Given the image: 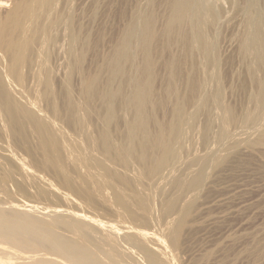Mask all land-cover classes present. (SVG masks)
Masks as SVG:
<instances>
[{
  "label": "bare ground",
  "instance_id": "obj_1",
  "mask_svg": "<svg viewBox=\"0 0 264 264\" xmlns=\"http://www.w3.org/2000/svg\"><path fill=\"white\" fill-rule=\"evenodd\" d=\"M111 17H114V20L117 19L115 22L118 23L119 29L108 50L102 52L100 47L104 45L107 37L105 26L106 28L109 24L113 26L112 23H107ZM92 25H96L95 34L90 32L91 28L89 30ZM221 41L235 43L236 57L233 54L229 55L230 53L222 56L223 54L220 53ZM88 56H92V60L94 59L91 69L87 68ZM235 58L245 66V80L239 79L241 82L235 86V91L246 93V101L249 104V106L245 105L246 108L241 110L240 114H236V109L234 112L233 107L230 104L227 105L228 102L225 103L221 98L224 79L228 77L226 75L231 74L229 72L232 71ZM62 59L65 62L62 61L63 65L60 63V66L62 65L65 72L63 80H60L62 82L60 84L61 95L59 96L63 101L62 106L65 112L60 116L58 107L61 104L58 105L60 97L54 87V82L57 81H54L53 78L58 64L55 65V62H60ZM60 66L58 65V67ZM63 68L60 69L63 70ZM157 70L160 72L163 70L164 74L161 78L157 75ZM25 73H28L33 79V85L29 86L30 88L26 84L27 74ZM240 76L242 77V75ZM75 77L80 82L78 96L81 102L79 105L73 99L72 80ZM209 83L213 85L211 90L207 89ZM29 85L31 84L29 83ZM11 87L16 92L12 93ZM25 90L35 93L38 101L43 102L45 108L51 112L54 118H60L63 125L74 132L75 136L78 134L83 138L82 144H85L88 150L85 158L83 156L85 153L82 158L79 157L81 155L79 154L78 159L75 158L77 154L71 159L69 156L63 155L66 150L64 147L70 142L65 141L66 145L65 142L63 143L62 131L57 137L53 136L55 134L53 131V135L49 134L52 133H48L49 121L41 119L34 110L26 107L25 104L28 101L21 104L16 99L15 93L20 94ZM29 92L27 95L31 96ZM3 116L5 117L4 121L2 120ZM215 121L224 128L235 125H242L243 128V125L245 128L246 125L251 126L250 128L248 126L247 131L253 130L254 132L251 131V133L256 136L254 139L252 137L253 140L249 139L245 143L246 146L250 149L264 148V0H0V133L3 138L5 139L7 135V138L11 140L14 134L22 135L24 125L29 124L28 127L31 125V128L33 127L37 133L34 136H39L36 141L39 143V151L45 155L46 163L49 165L47 166L52 169L51 173L54 172V176L56 175L60 180L61 186L70 189L68 177L69 174L71 176V173H66L68 177L62 176V172V175L59 174V171L62 170L59 164L62 165L60 162L67 159L64 157H68L70 161L75 158V162H71L74 172L79 171L81 167L77 169L78 166L83 164L84 167L97 173L91 176H82L89 183L87 186L83 181L88 187L85 191L83 190V199L90 201L92 205V202L97 199L95 198L97 192L104 194L101 191L102 188H106L107 191L110 189L112 203H109L114 204L115 207L119 206L120 216L125 217L124 219L132 225L136 213L140 212L141 215L152 218L153 201L151 198L153 196L150 194V198L145 191L155 185L156 198L158 197L157 205L162 210V213L156 217L165 224L166 240L173 249L178 244L179 234L184 231L183 228L188 218L190 215L193 216L191 213L195 212H191L193 205H191V201L189 202V197L193 196L192 193L199 187L197 185L205 178L206 164L209 165L213 160L207 157L199 159L198 153L196 155L199 158L196 155V157L190 155L189 152L201 149L200 144L203 145V148L206 146L210 139L209 133L213 132L211 126L212 124L214 126ZM95 125L98 129L96 128L97 131H95L96 136H93L91 128L96 127ZM31 128L30 130L33 131ZM29 132L31 131L28 130ZM192 133H196L194 136L198 134L196 137L201 139V142L199 141V144L197 142L199 139L192 137L194 144L191 145L196 146L197 144L196 148L199 147V149H194L195 147L191 146L192 150L188 148V151L190 150L188 152L187 145L184 144L186 143L185 137ZM226 133L228 135V132ZM249 135L247 133L246 136ZM64 136L66 137V135ZM14 137L13 140H15ZM225 137L227 136L222 138ZM15 138L18 141L17 137ZM22 138L24 137L22 136ZM22 138L19 136V140ZM77 139L80 140V137L78 136ZM242 139L245 138L240 140ZM191 140L187 142L190 144ZM240 140L238 139V141ZM16 141L14 145H16ZM28 142L26 143L30 145L31 141ZM242 142L245 141L242 140ZM26 143L24 144L26 145ZM71 143L72 150L75 147L73 148V142ZM62 144H64L63 147ZM35 147L31 145L28 150ZM77 149L81 150L80 147ZM195 151H193L194 154ZM70 152L72 153V151ZM73 154L74 151L71 155ZM33 159L32 157L30 161L34 162ZM36 159L35 161H37ZM227 159L228 156L220 159L217 157V161L214 160V167H212L213 164L211 165L213 171L219 165L222 166L226 161H229ZM41 160H39L40 163ZM10 161L12 162V159ZM180 161L187 168L200 164L197 170H193L195 172L192 171V175L189 173L191 178L189 175L190 179L187 178L188 181L185 183H182V180L180 182L176 177V172L180 173L179 170L183 167L181 164L182 167H178ZM13 167L12 165L11 168ZM62 167L66 168L64 165ZM20 168L24 170V167ZM28 168L31 170V166ZM39 168L37 166V169ZM44 168L46 169V166ZM133 168H135V173L130 176L131 174L128 173ZM86 170L88 171V169ZM86 170V174H89ZM31 171L28 172L31 173ZM27 173L25 172L26 175ZM4 176L8 181L11 179L9 171L8 175ZM12 180L14 181L15 178ZM54 181L56 182V180ZM200 185L202 184L200 183ZM116 186H120L121 190L123 188L125 194ZM171 188L175 192L170 191L174 193L173 195L169 193L172 195L170 197L168 191ZM70 190L79 197L78 192L74 191L75 189ZM168 196L169 198H167ZM103 198H105L104 195ZM130 198L134 202L136 201L137 208H132L134 203L131 205ZM177 198L183 199L184 202L180 205ZM191 199H194V196ZM104 200L107 201V199ZM90 202L88 203L90 204ZM9 207L8 209L0 207V245L8 250L7 256H12L6 257V254L4 255L2 252L5 249L0 247L2 250L0 253L2 252L1 255H4V257H0V264H18L12 262L15 260L11 261L12 258H17V251L25 256L22 258L19 256L18 259L29 261L31 264H121L122 262L123 264H164L153 259L155 253L152 246L154 247L158 242H154L155 240L151 236L139 238L138 245H140L137 248L142 250L143 257L141 261H136L120 252L121 246L125 243V237L120 238L112 225H103L96 220L94 222L93 218H91L93 222L87 221L88 219H84L86 218L83 217L84 215L75 214L70 212L71 210L66 212V216L57 211L52 213L53 216L46 213L45 215L51 220L49 218L50 221L48 219L47 221L44 218L46 220L44 221L42 217V220H39L40 218L37 217V219L30 216V213H25L30 211L40 213L41 211H25L20 206ZM134 209H137V212ZM102 213L104 214V212ZM108 216L110 215L106 217ZM119 222L117 223L119 224ZM122 222L124 225V221ZM124 227L131 229L134 226ZM98 231L99 235L104 233V236L102 235L104 243L107 247H111L109 251L102 249L92 238V235ZM134 236L137 242L135 234L131 236V240L135 241ZM103 237L101 238L103 239ZM106 246L104 248H107ZM45 257L46 259H44ZM29 262L28 264H30Z\"/></svg>",
  "mask_w": 264,
  "mask_h": 264
},
{
  "label": "rangeland",
  "instance_id": "obj_2",
  "mask_svg": "<svg viewBox=\"0 0 264 264\" xmlns=\"http://www.w3.org/2000/svg\"><path fill=\"white\" fill-rule=\"evenodd\" d=\"M224 7L227 8L226 5H224ZM114 19H115L114 17H111V19L108 20L109 22H107L108 24L112 23L113 26L115 25L114 27L111 26V24H109L110 27H108L109 25L107 26V28L105 26V31L107 33H109V32L110 33L108 35L106 33V36H107L106 37V41H104V43H103L104 45H101L102 47H100L101 48L100 51L103 50L102 52H106V50H108L109 45L112 43V41H113V39L115 37L114 35H116V32H118L119 25H118V23H116L117 19L116 20H114ZM111 20H112V22H111ZM117 25H118V27H117ZM90 28H91V30H90ZM110 28L113 29V30H111ZM95 29H96V25H94V26L92 25V26L89 27V30H90V32L92 34L96 33L95 31H97V29L96 30ZM109 35H111V36H109ZM235 48H236V46H235L234 42H227V41L223 42V41H221V43H220V53L223 54L222 56H225V54L228 55L230 53L229 55L233 54V56L236 57V49ZM93 60H92V56H88V58H87V62H88L87 63V68L88 69L89 68L91 69V67H93V62H94ZM62 61H64V59L60 60V62L59 61L55 62V65H56V63H58L56 65V68H55L56 69V72H55L56 74L54 73V78L56 80L53 78L54 81H57V82H54V84H55L54 87H56L55 91H56V93H58L57 94L58 97H60L59 95H61L60 84H61L62 81H60V80H63V74L65 72V69L62 67V65H63ZM60 63L62 64L61 66H60ZM58 65L60 67H58ZM57 67L59 68L58 71H57ZM60 68H63V70L60 69ZM244 69H245L244 64L239 63L238 59H236L235 62H234L232 71L230 70L231 72H229L231 74L226 75L228 77H225L224 82H223L226 87L223 85L224 89L222 88L223 89V91H222L223 95H221L222 96L221 98L225 101V103L228 102L227 105L230 104L233 107L234 112H235V109H236V112H235L236 114L237 113L240 114L241 110L246 108L245 105L249 106V104L246 101L247 94L246 93L243 94V93H241L239 91H235V86L238 83H240L242 80H245V77H244L245 76V71H244ZM162 71L163 70H161V72ZM161 72H160V70H157V75L160 78L164 74V72H162V73ZM25 74H27L26 77L30 79L29 80V79L26 78V84H27L28 88H30L29 86L32 87V85H33V81H32L33 79H31V76H29L28 73H25ZM238 74L242 75V77L240 75H238ZM239 79H241L240 82H239ZM29 83L31 85H29ZM58 84H59V86H58ZM158 84H159V82L157 83V85ZM79 85H80L79 79L77 77H75L72 80V86H73V92H74L73 99H74V101L76 103H78V105L81 102V100H80V98L78 96ZM207 87H209V88H207L208 90H211L213 88V85L211 83H209V85ZM207 89H206V91H208ZM14 90L15 89H13L11 87L12 93L16 92ZM25 91H28V90H25ZM25 91L24 92H20V94H17L18 92L15 93L16 99L21 104L25 103L24 101H28V102H26L27 104H25L26 107L30 108L31 110H34V112L37 113L41 117V119H44L47 122L49 121L50 125L48 127V129H49L48 133L53 131L56 135L55 134L53 135V132L49 133V134L57 137L59 135V132L62 131L61 134L63 135V140H62L63 143L65 141L66 142H70V143H67L68 145H66V142L64 143L68 148L72 147V145H71L72 143L71 142H73V145H74L73 148L75 147L74 148L75 150L74 149L71 150V148L68 149L65 146L64 148L66 150L64 151L62 149V152L64 151L63 155L69 156V159H71V157L73 158V156H75V154H77L75 156V158L77 156H79V154H81L79 157L82 158L83 153H85L83 155L84 158H85V156L88 153V150L86 149L85 144L84 145L82 144L84 142L83 138L80 135H78V134H76V136H77L76 137L74 132H72L68 127L66 128V126L63 125V123L61 122L62 120L60 118H56V117L54 118L53 115H51V112H49V110L47 108H45V106L43 105V102L40 101V100L38 101V98L35 96L36 95L35 93L33 94L32 92L30 93L28 91L31 94V96H32V94L34 96V97L33 96L31 97V96L27 95L28 92H25ZM238 92H239V94H238ZM21 93L23 95L24 94L25 95L23 96ZM25 96H27V97H25ZM24 97L26 98V100H25ZM74 97H76V98H74ZM31 98H33L32 99L33 101L30 100ZM36 101H38V102L36 103ZM61 101H62V99L60 97L58 99V105L61 103L58 106L59 107L60 116L64 115V112H65L64 107L62 106L63 101L62 102ZM33 102L36 103V107L34 105L35 103H33ZM41 102H42V104H41ZM41 108L42 109L44 108V109L42 110ZM46 109H47V111H46ZM37 110H39V111L37 112ZM4 119H5V117L3 116L2 120L4 121ZM56 119H57V121H56ZM58 120H60V121H58ZM28 125L29 124L24 125V130H23V134L22 135L14 134V136L17 137L18 141H16V138L14 136H12V138H11V140L13 142L10 140V138H7V135H6V138L4 139L2 134L0 133V135H1L0 136L1 137L0 138V140H1L0 141V164H1L0 165V176H1L0 177V179H1L0 180V183H1L0 186L2 185L0 187V196H1L0 197V207L1 208L4 207V209H8V207L11 205L9 208H11L13 206H20L21 208L23 207L25 209V211L38 210V211H41V212L40 213H34L33 211H30V212L23 211V212L28 213V214L30 213L31 214L30 216L35 217V218L38 217V218H40L39 220H42L41 217L43 219L46 218V220L47 219L49 220L50 217L48 218V216L45 215L46 213H48L49 216L50 215L53 216V214H54L53 212L57 211V212H60V213L64 214V216H66L65 215L66 212L71 210L70 212H74L75 214H80L81 213L82 216L84 215L83 217H86L84 219H88L87 221H90V220L92 221L91 218H93L94 222L99 221V223H101L103 225H105V224L112 225V227L114 228L115 232L117 233V235L120 238H124L125 237L124 238L125 239V243L121 246L120 252L124 256H128V257L134 258L136 261H141V259L143 257L142 250H140L139 247L137 248V246L140 245V244L138 245V243L140 242L139 238L143 239L145 237L151 236V237L154 238V240H155L154 242H158V243H155L156 245H154V247L152 246V250H154V253H155L153 255V259L158 261V262L164 263V264H166V263H168V264H223V263L224 264H264V148H262V147H254V148L250 149L248 146H246L245 143L247 141H249V139L253 140L255 138L254 136H256V134L251 133V131L254 132L253 130H248L247 131V129H249L251 126L246 125V128H245V125H243L245 129L242 127V125L226 126L224 128V127H222V125L219 122L217 123V121H215L214 122V126L215 127L213 126V124L211 126V131H213V132L209 133L210 134V136H209L210 139L206 143V146H204V148H203V145L200 144L201 139L198 138L199 139L198 140L197 137H196V136H198V134L194 136V134H196L197 132L194 133V134L192 133L190 136L188 135V137H185L186 143H184V144L187 145V147H186L187 151H188V148H190V150H192V148H194V147H195L194 149H199V147L196 148V146H197L196 143H195L196 146L195 145H193V146L191 145V144H194L193 143L194 142V140H193L194 138H192V137H195L198 140L197 142L200 144V145L198 144L199 146H202V147H200L201 149L196 150L197 152L195 150H192V152L189 150L190 152L189 151L188 152H189L190 155H194V157H196L197 156L196 154L198 153L199 154L198 156H200V158L198 156H197V158H199V159H201L203 157H207L208 159L211 158L213 160L210 159L211 161L209 160L210 161L209 165L206 164V166L204 168V170L208 174H205L206 172L204 171L205 172L204 173V175H205L204 179L205 180L202 179V180H204V181L201 180L202 182L200 181V183L202 185H200V183H199V185H197V187L198 186L199 187L198 188L196 187L198 191L195 190L194 193H192L193 196H194V199H191V197L193 198L192 195H190V197H189V202L191 201V205H193L195 207V209L193 210L194 207L192 206L191 212H194V211L195 212L191 213L193 216L190 215L191 218L190 217L188 218V221H190V222L188 223V221H187V223L185 225L187 227L185 228V226H184V228H183L184 231L182 229V231H183V232H181L182 234L181 233L179 234L178 244H177V246L175 248L176 250H175L169 245V243L166 240V234H165V229H164L165 228V226H164L165 224L163 222H161L158 219V217H156V216H159V214L162 213V210H161L160 206L157 205L158 204L157 203L158 202V199H157L158 197L156 198V190L154 189L155 185L152 188H148V190L150 192L148 190L145 191V193L149 194V196H150V194H151V196H153V198H151V196H150V198L154 202V204L152 202V206H153V209H154V210L152 209V218H147V217L141 215L140 212L138 211L139 213H136L135 219H134V222H133V225H132L131 223H129L128 220L124 219L125 217L122 218L123 216L122 217L120 216L121 213L119 212V210H120V208H118L119 206L115 207L114 204H111L112 203L111 202V200H112V196L111 195L112 194H110L111 193L110 189L107 191L106 188H102L103 190L101 189V191H103L104 194L102 192H99V194H98V192H97L96 193L97 196L95 197L97 199H95V201L92 202L93 203L92 205H91L90 201L83 199L84 198L83 192L86 190V187L89 185V183L87 181H85L82 178V176H86V175L91 176V175H95L97 173H95V171L91 170L90 168L84 167L83 164H80L78 166V168H77V169H79L81 167L82 169L80 168L79 171L77 170V171L74 172L72 170L73 166L71 165L72 164L71 162L74 163L75 160L78 159L79 157H77L76 159L74 158V160L72 159L71 161L68 159V157H64V158H67V159H64V161L63 162L61 161L60 163H62V165H64V166H66V168L62 167V165L59 164L60 169L62 168V170L59 171V174L62 172L63 173V175L61 173L62 176L68 177V175L66 173H68V172L71 173L72 177L68 173L69 174L68 179L70 180V189H73V190L75 189L74 191L78 192L79 197L76 196L74 193H72L70 189H69L70 190L69 191L68 189H66L63 186H61V184H59L60 180L56 177V175L54 176L55 173L54 172L51 173L52 169L48 167L49 165H48V163H46L45 155H42L43 153L41 151H39L40 150L39 146H38L39 143L36 142V141H38V137L39 136H34V135H37V133L35 132L33 127L31 128V125H30L29 127L31 129H33V131L36 134L32 133L33 131L30 130ZM95 126L96 127H94V128L92 127L91 128V133H92L93 136H96V134H97L95 131H97L98 128H97V125H95ZM98 126H99V124H98ZM237 126L238 127L240 126V127L238 128ZM248 126H249V128H248ZM0 128H1V122H0ZM226 128H228V129H226ZM52 129H55V130H52ZM67 129H68V131H67ZM28 130L31 131V132L28 133ZM93 130H94V134H93ZM224 130L226 132H228V135H227V133ZM245 132H247L248 135L251 133V135L246 136L247 133H245ZM219 133H220V136H219ZM27 134H30V136L32 134L33 135L30 137V136H27ZM223 134H225L224 136H227V137L222 138V137H224V136H222ZM64 135H66L67 139H66V137ZM19 136H20V138H22V136H23L25 139L22 138V139L19 140ZM25 136L28 137L29 140H28V138L26 139ZM78 136L80 137V140L77 139ZM13 137H14L15 140H13ZM252 137H253V139H252ZM72 138H74V139H72ZM187 138H188L189 142L192 139L191 140L192 142L190 144L187 142L188 141V140H186ZM241 138H245V139H242L245 142H242V140H240ZM196 139H195V142H196ZM223 139H224V141H223ZM238 139L244 144L239 143L240 141H238ZM21 140H22V142H21ZM25 140H26V142H28V141L30 142L31 141L30 145L27 144L25 142ZM75 140L77 141L76 143H75ZM232 140H234V141H232ZM15 141H16V145H14ZM23 141H24V143H26L27 147L23 143ZM32 141H33V143H32ZM18 142L23 143V144H20ZM79 142H81V143L78 146ZM236 143H237V146L235 147ZM10 144H12V145H10ZM17 144H19V145H17ZM64 144H62V147L64 146ZM230 144H231V146H230ZM233 144H234V146H232ZM13 145L17 146V147H14ZM31 145H32V147L33 146L35 147V145H36V147H38V148H36V147L35 148L37 149L38 152L36 151L35 148L31 149L32 151L28 150V148L29 149L31 148ZM189 145H190V147H189ZM191 146H192V148H191ZM227 146H228V148H227ZM77 147L78 148L80 147L81 150L77 149ZM229 147H231L230 148L231 150L229 149ZM3 148H4V150H2ZM224 148H226L225 150L227 151V153L224 150ZM67 149H68V153H67ZM206 149H207V151H206ZM33 151H35V152H33ZM70 151H72V153L74 151V154L71 155L72 153ZM187 151H186V155L188 153ZM193 151H195V154H194ZM224 151H225V153H224ZM21 152H23V153H21ZM65 152H66V154H65ZM207 153H209V154L207 155ZM19 154L21 155V157H19L20 156ZM217 154H221V155H217ZM223 154H225V155H223ZM202 155H204V156H202ZM209 155L212 156V157H208ZM226 155L228 156L227 160H229V161H226L224 163V165L222 164V166L219 165L218 167H220V168L217 169L218 167H216V170L214 169V171H213L212 167H214V164H215L214 160H216L217 157H218V159L223 158L224 156L227 157ZM10 157H12V158H10ZM28 157H30V158H28ZM32 157L34 158L33 161L35 163L30 161V160H32ZM11 159H12V162L10 161ZM35 159L37 161H35ZM41 159H43V160H41ZM24 160L26 161V163H25ZM39 160H41V163H40ZM65 160H67L66 164L64 163ZM31 162H32V164H31ZM36 162L38 163L37 165H36ZM42 162H43V164H42ZM17 163H18V165H17ZM44 163H45V165H44ZM180 164L183 166V162L182 161H180V163L178 164V167H182ZM212 164H213V166L211 167ZM12 165L14 166L13 168H11ZM20 165H23V166H20ZM24 165H26V166H24ZM19 166L20 167H24V170L22 168H20ZM28 166H31V170L32 171L29 170L30 168H28ZM37 166L40 167V168L37 169ZM45 166H46V169L44 168L45 169L44 170L43 167H45ZM198 166H200V164L199 165L197 164V166L189 167V168L183 166L181 168V170H179V171H181L180 173L176 172L177 179L180 182L183 181L182 183L187 182L191 178L192 173L195 172L193 170H197V168H199ZM2 167H3V171H2ZM5 168H8L9 170H7ZM63 168H65V169H63ZM85 168L88 169V171ZM40 169L43 170V171L41 172ZM49 169H51V170L49 171ZM84 169L87 172H89L90 175L86 174ZM207 169H208V171H207ZM70 170H72V171L70 172ZM82 170H84V171L82 172ZM89 170H91V171H89ZM118 170H120V169L118 168ZM132 170L128 173L129 175L131 174L130 176H133V174L135 173V168H133ZM8 171H9V173L11 175V179L9 180L11 182H9L7 179H5L6 177L4 176V175H6V176L8 175ZM21 171H22L23 174L21 173ZM24 171L26 173L28 171H31V173L28 172L29 174L27 173V175H26ZM185 171H186V173H185ZM4 172H6L7 174L4 173ZM77 172H78V174H77ZM122 172H123V170H122ZM82 173H84L85 175H81ZM31 175H32V177H30ZM2 176H4V177H2ZM185 176H187V177H185ZM188 176L190 178H188ZM13 178H15L14 181L12 180ZM23 178H25V179H23ZM29 178H31L32 180L31 179L29 180ZM187 178H188V180H187ZM2 179L4 180V182H3ZM185 179H186V181H185ZM45 180H46V183H45ZM54 180H56V182ZM76 181L77 182L79 181V182L75 183L76 187H74L75 184H73V183L76 182ZM83 181H85L87 186L85 185V183ZM14 182H15V184H14ZM24 183H26V184H24ZM16 184L17 185L19 184L18 187H17ZM32 184H34V185L32 186ZM71 184H73V185H71ZM84 185H85V187H84ZM71 186H73V187L71 188ZM77 186H78L79 189L77 188ZM81 186H83L84 188H82ZM23 187H25V188H23ZM43 187H44V190H43ZM118 187H117V189H120V186H118ZM62 188H64V189H62ZM76 188H77V190H76ZM28 189H30V190H28ZM104 189H105V191H104ZM42 190H43V192H42ZM20 191H22V192H20ZM54 191H56V192H54ZM57 191H59L60 194H59V192L57 193ZM80 191H82V192H80ZM117 191H119V190H117ZM123 191H125V190L122 188L121 192L123 194H125V192H123ZM170 191L171 192H175V190L173 189V191H172V188H171L168 191V195L171 197L174 193H171ZM35 192H36V194H35ZM4 193H5V196H4ZM52 193L53 194L56 193V194L53 195ZM101 193L105 196V198H103V195ZM126 193L129 194L128 192H126ZM169 193L172 194V195H170ZM100 194L102 195V197H101ZM56 195H58V196H56ZM61 195L62 196L64 195V196L62 197ZM49 196H50V198H47ZM81 196H83V197H81ZM169 196L167 198H169ZM107 197H109V198H107ZM78 199H80V200H78ZM104 199H107V201L109 200L108 203ZM177 199H179V198H177ZM97 200H98V202H96ZM131 200H133V199L130 198L131 205H132V203H134L132 205V208H137L136 207L137 206L136 201L134 202V200L133 201H131ZM103 201H105V202L103 203ZM192 201L193 202L195 201L194 202L195 204ZM65 202H67V203H65ZM85 202H87V203H85ZM88 202H90V204ZM109 202H111V203H109ZM183 202H184L183 199L182 200H180V199L178 200V203L180 205ZM15 204H17V205H15ZM64 205H66V206H64ZM62 206H64V207H62ZM95 207H96V209H95ZM73 208H76V209H73ZM159 208H160V210H159ZM80 209H81V211H80ZM45 210H47V212H45ZM48 210H49V212H48ZM64 210H65V213H64ZM134 210L137 212V209H134ZM50 211H51V214H50ZM102 212H104V214ZM89 215H90V218H89ZM107 215H110V216L112 215V216L111 217L110 216L106 217ZM122 219H124V220H122ZM46 220L44 219V221H46ZM50 220H51V218H50ZM115 220H116V222H115ZM119 220L124 221V225H123V222L122 221L119 222ZM117 222H119V224ZM159 222H161V223H159ZM125 223H127L128 225L127 224L125 225ZM120 224H121L122 227L120 226ZM124 226H126V227H130V226L133 227L134 226V227L129 229V228H125ZM99 231L101 232V230H99ZM99 231L94 233L92 235V238L100 245V247L102 249H104L105 251H109L111 247H107L106 246V243H104V237H103L104 233L102 232L99 235L98 234ZM133 234L136 235V237L138 239L137 242H136L135 236L133 237L135 241L131 240V238H132L131 236ZM101 237H103V239ZM126 238H127V241H126ZM104 245L107 248H104L105 247ZM1 246L2 245H0V247ZM1 248L5 249L4 247H1ZM155 250L158 251L159 253L156 252ZM0 251H2V250L0 249ZM4 251H2V252L4 253V255L6 254V257H11L12 256V255H8L7 256L8 250H6L5 252ZM2 252L0 253V257L1 256L4 257V255H1V254H3ZM16 253H17V255H16L17 258H12L11 261L15 260V261H12V262H15V263H18V264L19 263L23 264V262H24V264H28L29 261L28 262L26 260L25 261L24 260L21 261L20 259H18L19 256L21 258L25 257L24 254L22 255L18 251ZM16 256L13 255V257H16ZM258 257H259V259H258ZM44 259H46V257ZM206 259H207V261H206ZM215 260H216V262H215ZM16 261H18V262H16ZM25 262H27V263H25ZM120 262H122V261H120ZM29 263L31 264V262H29ZM121 264H123V262Z\"/></svg>",
  "mask_w": 264,
  "mask_h": 264
}]
</instances>
